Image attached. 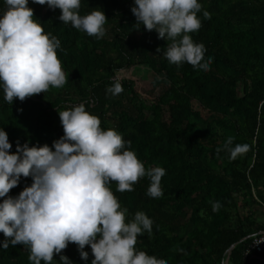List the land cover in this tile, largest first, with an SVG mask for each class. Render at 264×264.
<instances>
[{
	"label": "trees",
	"instance_id": "16d2710c",
	"mask_svg": "<svg viewBox=\"0 0 264 264\" xmlns=\"http://www.w3.org/2000/svg\"><path fill=\"white\" fill-rule=\"evenodd\" d=\"M199 2L211 19L198 14L202 27L191 35L204 45L205 59H212L206 73L187 63L170 64L163 55L170 42L142 26L135 29L134 0H82L81 15L97 8L105 13L102 39L62 23L59 9L30 0L34 17L61 41L63 51L57 50V56L68 80L62 88L50 87L12 105L0 90V127L12 153L17 143L51 147L64 134L58 112L85 103L103 129L113 128L130 142L146 169L166 170L159 199L146 194L147 177L131 192L116 191V182L111 185L128 209L126 219L142 211L153 220L151 236L138 237V250L167 264H264V252L247 255L264 232V214L255 209L264 210V0ZM4 7L0 0V10ZM133 68L148 69L165 86L152 98L143 97L135 81L121 75ZM117 77L124 91L113 96L106 89ZM229 137L233 146L246 143L250 151L229 159L218 151ZM32 182L22 178L9 195ZM217 201L222 206L213 212ZM84 250L91 264V249ZM29 255L24 245L9 246L0 249V264H31ZM61 255L85 264L75 244ZM54 260L59 264L58 255Z\"/></svg>",
	"mask_w": 264,
	"mask_h": 264
},
{
	"label": "clouds",
	"instance_id": "9594fccd",
	"mask_svg": "<svg viewBox=\"0 0 264 264\" xmlns=\"http://www.w3.org/2000/svg\"><path fill=\"white\" fill-rule=\"evenodd\" d=\"M30 0H3L0 10V90L4 100L13 104L62 88L68 78L58 59L63 51L61 41L46 32L34 17ZM60 10L59 20L71 24L90 37L102 39L107 33L108 19L101 9L81 15L82 0H31ZM131 12L135 29L141 26L169 41L164 58L181 67L187 63L194 70L210 71L212 59H205L206 49L193 40V33L211 15L199 0H134ZM160 49H157L159 52ZM124 91L114 80L106 93L117 96ZM63 136L48 144L29 146L17 143L14 153L7 132L0 127V249L24 245L30 252L31 264H73L61 253L75 244L80 259L88 264L89 246L94 257L91 264H167L164 259L136 248L139 236L152 234L153 220L138 211L126 219L123 208L114 195L116 191H134L141 178L150 181L147 195L163 196L162 177L166 170L149 167L130 150V142L113 128L101 127L100 119L86 110V104L72 105L58 112ZM249 144H235L229 137L218 151L235 160L250 151ZM31 178L18 195H9L22 178ZM213 202V212L221 208ZM257 234H253L255 238ZM264 242L260 239L257 244ZM182 251V250H181Z\"/></svg>",
	"mask_w": 264,
	"mask_h": 264
},
{
	"label": "rangeland",
	"instance_id": "374dc122",
	"mask_svg": "<svg viewBox=\"0 0 264 264\" xmlns=\"http://www.w3.org/2000/svg\"><path fill=\"white\" fill-rule=\"evenodd\" d=\"M125 79L133 80L137 84L138 93L143 97L152 98L155 94H158L162 87L165 86V81L157 79L153 72L144 68H133L127 70L121 74ZM242 91V87L240 88ZM264 214V210L255 208Z\"/></svg>",
	"mask_w": 264,
	"mask_h": 264
},
{
	"label": "built area",
	"instance_id": "2783aa9c",
	"mask_svg": "<svg viewBox=\"0 0 264 264\" xmlns=\"http://www.w3.org/2000/svg\"><path fill=\"white\" fill-rule=\"evenodd\" d=\"M114 80H121L120 78H113L112 82H114ZM121 82V81H120ZM260 239H264V232H262L259 236L256 237V240L254 241L251 250L247 253V255L251 252V251H255L258 254H262L264 252V242L257 244V242Z\"/></svg>",
	"mask_w": 264,
	"mask_h": 264
},
{
	"label": "water",
	"instance_id": "95a60500",
	"mask_svg": "<svg viewBox=\"0 0 264 264\" xmlns=\"http://www.w3.org/2000/svg\"><path fill=\"white\" fill-rule=\"evenodd\" d=\"M229 253H231V251H230ZM225 264H228V260L226 261V263H225Z\"/></svg>",
	"mask_w": 264,
	"mask_h": 264
}]
</instances>
